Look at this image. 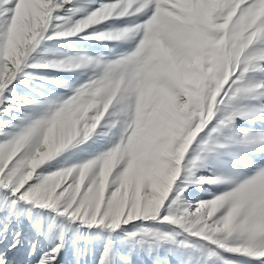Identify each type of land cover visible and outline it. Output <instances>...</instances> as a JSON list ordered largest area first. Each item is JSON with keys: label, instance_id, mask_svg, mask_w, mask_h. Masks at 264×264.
Segmentation results:
<instances>
[{"label": "snow or ice", "instance_id": "1", "mask_svg": "<svg viewBox=\"0 0 264 264\" xmlns=\"http://www.w3.org/2000/svg\"><path fill=\"white\" fill-rule=\"evenodd\" d=\"M0 264H264V0H0Z\"/></svg>", "mask_w": 264, "mask_h": 264}]
</instances>
